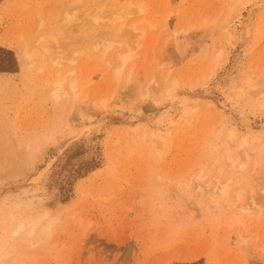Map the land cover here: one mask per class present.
I'll use <instances>...</instances> for the list:
<instances>
[{
	"label": "rangeland",
	"instance_id": "374dc122",
	"mask_svg": "<svg viewBox=\"0 0 264 264\" xmlns=\"http://www.w3.org/2000/svg\"><path fill=\"white\" fill-rule=\"evenodd\" d=\"M74 1L0 0V264H264V0Z\"/></svg>",
	"mask_w": 264,
	"mask_h": 264
},
{
	"label": "bare ground",
	"instance_id": "6f19581e",
	"mask_svg": "<svg viewBox=\"0 0 264 264\" xmlns=\"http://www.w3.org/2000/svg\"><path fill=\"white\" fill-rule=\"evenodd\" d=\"M69 1H71V0H69ZM74 1V0H73ZM78 1L79 0H77V3H78ZM98 1V2H97ZM96 2L98 3V4H100V6H98L99 8H97V9H100L99 11H101V9H102V5L104 6V4H105V1H103V2H101V1H99V0H97ZM75 3H76V1H74ZM72 3V2H71ZM74 4V3H73ZM93 4H95V3H92L91 4V6L93 5ZM98 4H95V5H98ZM85 6H86V4H84ZM89 6V5H88ZM94 6V5H93ZM122 7V6H121ZM110 8V7H109ZM104 9V8H103ZM129 9H130V6H123L122 8H120V10H119V12L117 11V14L119 15H117L116 17H118V18H125V16L129 13ZM143 9V6H141V7H139V9H138V11H141ZM104 10H106V9H104ZM103 10V11H104ZM84 11V10H83ZM93 11V10H92ZM92 11H91V13H92ZM102 11V12H103ZM143 11V10H142ZM101 12V13H102ZM111 12V11H110ZM76 13V12H75ZM84 13H86V11H84ZM87 13H90V12H88L87 11ZM93 13H95V12H93ZM92 13V14H93ZM108 13V12H107ZM105 14H106V11H105ZM109 14V13H108ZM79 15V14H78ZM82 15H83V13H82ZM82 15H79L80 17L82 16ZM88 15V14H87ZM91 15V14H90ZM102 15L103 14H101V15H99L98 16V14L96 15V13L94 14V21L95 22H99L101 19H102ZM93 16V15H92ZM96 16V17H95ZM91 17V16H90ZM89 17V18H90ZM115 17V18H116ZM76 18L77 19H80V18H78V16H76ZM89 18H87V19H89ZM92 18V17H91ZM115 18L112 20L113 22L115 21ZM88 21V20H87ZM82 22H83V20H82ZM85 22H86V20H85ZM112 23V22H111ZM121 24H123V23H121ZM120 24V25H121ZM119 26V25H118ZM112 28V27H111ZM118 28V27H117ZM109 29V28H108ZM113 30V29H112ZM116 30V29H115ZM112 33V32H111ZM113 34V33H112ZM113 35H115L116 36V34L114 33ZM113 35H112V39L114 38L113 37ZM117 37V36H116ZM115 37V38H116ZM53 38V37H52ZM115 38L113 39V40H111V42L110 43H112L114 40H115ZM118 38V37H117ZM117 38H116V40H117ZM38 39L40 40V38L38 37ZM107 40V39H106ZM115 40V41H116ZM43 41V40H42ZM108 41H110L109 39H108ZM114 41V42H115ZM39 42V41H38ZM40 42H41V40H40ZM102 42H103V40H102ZM118 42L120 43L121 42V40L119 41V39H118ZM124 42V41H123ZM125 43V42H124ZM113 44V43H112ZM118 43H117V41H116V43H115V45H117ZM41 45V44H40ZM101 45H102V43H101ZM107 45H109V44H107ZM111 45V44H110ZM109 45V46H110ZM106 46V45H105ZM126 47V46H125ZM107 47H104V50L106 49ZM110 48V47H109ZM24 49V48H23ZM126 49V48H125ZM131 49V48H130ZM129 49V50H130ZM128 50V48L125 50V51H127L128 53H126L125 51H123V52H125V53H123L122 51H121V53H119L118 55H119V58H120V61H121V63L119 64V65H116V69H118V71H117V74H119L120 72H121V69H122V65H123V63L127 60V58L130 56V54H132L131 53V51H129ZM132 50V49H131ZM26 53H27V51H25ZM133 52V51H132ZM130 53V54H129ZM25 55V54H24ZM117 55V54H116ZM132 56H133V54H132ZM132 56H130V57H132ZM133 58V57H132ZM115 68V67H114ZM116 69H114V71H113V73L115 72V70ZM128 73H129V71H128ZM120 75V74H119ZM118 75V76H119ZM115 76V75H114ZM129 76V75H128ZM126 77H127V75H126ZM115 78H117V80H118V77L117 76H115ZM154 79V78H153ZM152 79V82L154 81ZM116 80V81H117ZM64 82H65V80H64ZM70 82V81H69ZM155 82V81H154ZM61 83H62V80H55V82H54V86L53 87H51V90H52V95L55 97V98H59V96H60V94L58 95V90H60L61 91V89L60 88H62V87H60V85H61ZM66 83V82H65ZM64 83V84H65ZM68 83V82H67ZM72 83H73V81H71V84H69V87H70V89H73L74 90V86H75V84H73L72 85ZM156 83H157V81H156ZM155 83V84H156ZM57 84V86H55ZM58 85H59V87H58ZM73 86V87H72ZM63 88H64V86H63ZM62 88V89H63ZM65 88H67V86H65ZM63 91H64V89H63ZM62 91V93L61 94H63V93H65L66 91H68V89H66V91H64L63 92ZM70 91H72V90H70ZM62 96V95H61ZM54 98V99H55ZM57 100V99H56ZM152 142H154V141H152ZM156 146V145H155ZM157 147V146H156ZM240 147H241V145H240ZM242 147H243V145H242ZM245 148V147H244ZM241 149V148H240ZM227 151V150H226ZM247 151V150H246ZM246 153V152H245ZM224 154H225V152H224ZM226 154H227V152H226ZM248 154V153H247ZM228 155H231V154H228ZM258 155H259V153H258ZM242 156V155H241ZM244 156V155H243ZM248 156V155H247ZM231 157V156H230ZM229 156H227V158H230ZM235 158H237V156L235 157ZM230 159H232V158H230ZM256 159V158H255ZM241 160V159H240ZM243 161V160H242ZM241 161V162H242ZM226 162H227V160H226ZM231 162H233L234 163V161L232 160ZM13 163V162H12ZM240 163V162H239ZM238 163V164H239ZM237 164V163H236ZM243 164V163H242ZM244 164H245V162H244ZM256 164V163H255ZM259 164V163H258ZM16 165H18V164H16ZM13 168V167H12ZM220 168V167H219ZM7 169V168H6ZM5 171H7V170H5ZM9 171H11V170H9ZM4 173V172H3ZM263 176V175H262ZM263 181V180H262ZM233 183V182H232ZM234 184V183H233ZM227 187H228V185H226ZM260 186V185H259ZM226 187V188H227ZM226 188H224L226 191H227V189ZM242 189V188H241ZM241 191V190H240ZM248 191H250V190H248ZM240 193H242V192H240ZM253 195V194H252ZM238 196H240V194H238ZM243 208V207H242ZM246 208H248V207H246ZM241 211H243V210H241ZM245 211H247V210H245ZM27 223H29V221H27ZM12 229H10V232H9V234L10 235H15L16 233H18V232H20L23 228H25V224L21 221V220H19L18 222H17V224L16 225H14L13 227H11ZM30 233V232H29ZM9 235V236H10Z\"/></svg>",
	"mask_w": 264,
	"mask_h": 264
}]
</instances>
